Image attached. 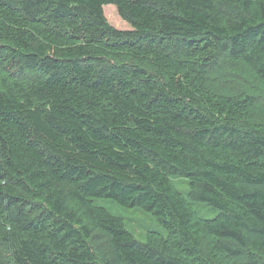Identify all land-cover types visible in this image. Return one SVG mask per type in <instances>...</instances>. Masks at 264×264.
<instances>
[{
    "label": "trees",
    "instance_id": "1",
    "mask_svg": "<svg viewBox=\"0 0 264 264\" xmlns=\"http://www.w3.org/2000/svg\"><path fill=\"white\" fill-rule=\"evenodd\" d=\"M0 264H264V0H0Z\"/></svg>",
    "mask_w": 264,
    "mask_h": 264
},
{
    "label": "rangeland",
    "instance_id": "2",
    "mask_svg": "<svg viewBox=\"0 0 264 264\" xmlns=\"http://www.w3.org/2000/svg\"><path fill=\"white\" fill-rule=\"evenodd\" d=\"M105 15L108 19V22L118 30H131L130 25L125 22L119 15L116 6L108 5L105 7ZM176 186L179 191L183 194H186L188 191V182L186 180H176ZM100 206L106 207L115 214L121 215L126 219V222L134 233L137 235L136 231H140L139 226L141 224L154 225L150 221V218L143 214L142 212L134 209H125L117 205L112 204L109 200H101L98 202ZM203 214L206 219H214L217 213L212 210L210 207L205 206L203 209ZM140 224V225H139ZM139 225V226H138ZM136 229V231H135ZM138 236V235H137ZM139 237V236H138Z\"/></svg>",
    "mask_w": 264,
    "mask_h": 264
}]
</instances>
